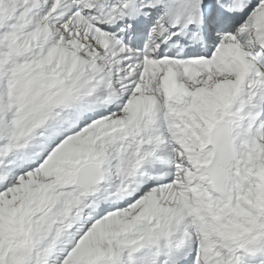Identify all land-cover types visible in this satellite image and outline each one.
Here are the masks:
<instances>
[{
  "label": "snow or ice",
  "instance_id": "obj_1",
  "mask_svg": "<svg viewBox=\"0 0 264 264\" xmlns=\"http://www.w3.org/2000/svg\"><path fill=\"white\" fill-rule=\"evenodd\" d=\"M0 264H264V0H0Z\"/></svg>",
  "mask_w": 264,
  "mask_h": 264
}]
</instances>
